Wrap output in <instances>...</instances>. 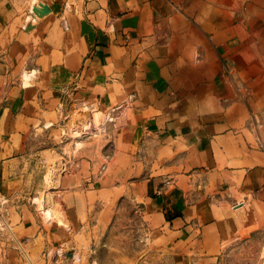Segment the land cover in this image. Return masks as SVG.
<instances>
[{"label": "crops", "instance_id": "0c3cea01", "mask_svg": "<svg viewBox=\"0 0 264 264\" xmlns=\"http://www.w3.org/2000/svg\"><path fill=\"white\" fill-rule=\"evenodd\" d=\"M44 149L65 157L57 189ZM123 197L176 264H218L225 238L254 225L264 0H0L4 264H85Z\"/></svg>", "mask_w": 264, "mask_h": 264}, {"label": "rangeland", "instance_id": "374dc122", "mask_svg": "<svg viewBox=\"0 0 264 264\" xmlns=\"http://www.w3.org/2000/svg\"><path fill=\"white\" fill-rule=\"evenodd\" d=\"M73 133L79 135L76 131ZM94 146H100L99 138ZM101 160L106 159L101 156ZM114 196L116 194L103 195L100 191L94 194L102 200ZM131 198L123 197L111 203L109 221L93 228L92 239H88L90 254L85 258V264H90L92 257L98 264H176L173 256L165 253L158 240L150 236L142 210L134 206ZM37 201L42 205L41 199ZM254 211L256 221L253 226H247L248 229L239 224L238 230L225 238L218 264H264V207H255ZM247 219L250 218L245 214L240 221L251 222ZM12 242V232L0 210V264H4ZM91 248L99 249L94 253Z\"/></svg>", "mask_w": 264, "mask_h": 264}, {"label": "water", "instance_id": "95a60500", "mask_svg": "<svg viewBox=\"0 0 264 264\" xmlns=\"http://www.w3.org/2000/svg\"><path fill=\"white\" fill-rule=\"evenodd\" d=\"M38 16H43L49 12L48 6L41 4L33 9ZM42 165L46 167L45 177L47 178L48 187L57 189L61 185V179L58 175L62 172L65 165V157L55 149H44L34 155Z\"/></svg>", "mask_w": 264, "mask_h": 264}]
</instances>
